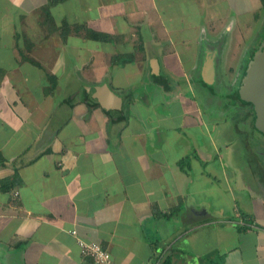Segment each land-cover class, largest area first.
I'll return each mask as SVG.
<instances>
[{"label": "crops", "instance_id": "crops-1", "mask_svg": "<svg viewBox=\"0 0 264 264\" xmlns=\"http://www.w3.org/2000/svg\"><path fill=\"white\" fill-rule=\"evenodd\" d=\"M263 3L0 0V264H264L263 149L221 126Z\"/></svg>", "mask_w": 264, "mask_h": 264}, {"label": "rangeland", "instance_id": "rangeland-1", "mask_svg": "<svg viewBox=\"0 0 264 264\" xmlns=\"http://www.w3.org/2000/svg\"><path fill=\"white\" fill-rule=\"evenodd\" d=\"M249 16V19L251 22H245V28L243 31V37L244 39L240 43V50L234 55H231L229 57V62L226 65V69L230 68L228 70L229 73H227L230 76H235L238 75H243L244 78L251 62L253 61L256 53H258L262 48H263V43H264V3L261 5L256 6L254 9H252L249 13L245 12L242 17H240V20H245ZM253 16V17H252ZM241 53H244L243 55ZM227 57V56H226ZM238 65L239 71L236 72L233 69H235ZM240 66V67H239ZM225 68V66H224ZM244 69V70H243ZM243 70V71H242ZM237 78V76H236ZM215 99V98H214ZM252 103V102H251ZM249 103L251 106V109L253 107V104ZM215 106V105H214ZM255 108V107H254ZM215 110V109H214ZM249 119V118H247ZM249 121V120H246ZM223 122V121H221ZM241 123V122H240ZM222 127H225L226 129H230L233 134L232 139H234L233 143H231L227 147V152L226 154V160L229 162L234 161L235 159V154L231 149L233 147H238L240 149H246L247 147L244 145L246 143L252 145L255 148V151H258L259 149H263L262 152L260 153L259 156L264 159V132H262L257 124H256V115H255V120H254V125H244L245 123L243 122L239 127L244 130V134L242 132H238V135H236L237 131H235V128L229 124V121L227 123H221ZM236 140V141H235ZM238 141V142H237ZM235 142V143H234ZM231 148V149H230ZM226 149V148H225ZM226 151V150H225ZM246 153V152H245ZM255 155L257 153L255 152ZM247 158V157H246ZM246 158H242V161L246 160ZM249 160L254 161L255 156L253 154H249ZM243 183L246 184V176H243ZM247 183H250L247 182ZM242 207V206H241Z\"/></svg>", "mask_w": 264, "mask_h": 264}, {"label": "water", "instance_id": "water-1", "mask_svg": "<svg viewBox=\"0 0 264 264\" xmlns=\"http://www.w3.org/2000/svg\"><path fill=\"white\" fill-rule=\"evenodd\" d=\"M247 72L243 78L240 95L244 101L253 103L257 117L256 124L264 132V43L263 48L256 53ZM249 88L255 91V96H247L246 90Z\"/></svg>", "mask_w": 264, "mask_h": 264}, {"label": "built area", "instance_id": "built-area-1", "mask_svg": "<svg viewBox=\"0 0 264 264\" xmlns=\"http://www.w3.org/2000/svg\"><path fill=\"white\" fill-rule=\"evenodd\" d=\"M77 235V231H72ZM78 243L81 247V252L84 256L92 259V264H112V257L109 251L100 243L95 241H88L78 237Z\"/></svg>", "mask_w": 264, "mask_h": 264}, {"label": "trees", "instance_id": "trees-1", "mask_svg": "<svg viewBox=\"0 0 264 264\" xmlns=\"http://www.w3.org/2000/svg\"><path fill=\"white\" fill-rule=\"evenodd\" d=\"M58 1L60 0H48V3L49 4H56ZM264 1V0H263ZM47 7L44 8V10H46ZM79 26L76 27V29H78ZM82 28L87 32V35L90 37V38H95V39H108L109 36L105 33H101V32H98V31H95L93 29H90L88 27H85V26H82ZM63 31L64 32H69L70 28L67 26V27H62ZM129 59L131 57H128Z\"/></svg>", "mask_w": 264, "mask_h": 264}, {"label": "bare ground", "instance_id": "bare-ground-1", "mask_svg": "<svg viewBox=\"0 0 264 264\" xmlns=\"http://www.w3.org/2000/svg\"><path fill=\"white\" fill-rule=\"evenodd\" d=\"M254 87H255V85H254ZM252 91H253L252 88L247 89L246 90L247 96H255V91H253V92Z\"/></svg>", "mask_w": 264, "mask_h": 264}]
</instances>
